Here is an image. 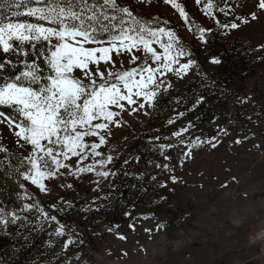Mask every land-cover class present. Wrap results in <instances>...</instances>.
<instances>
[{
	"label": "snow or ice",
	"instance_id": "1",
	"mask_svg": "<svg viewBox=\"0 0 264 264\" xmlns=\"http://www.w3.org/2000/svg\"><path fill=\"white\" fill-rule=\"evenodd\" d=\"M147 2L151 4L152 0ZM194 2L225 38L264 15V0ZM162 3L178 13L182 26L201 45L207 46L209 37L217 34L212 27L190 19L180 0H162ZM220 16L227 22H222ZM248 51L261 53L256 59L264 62V43ZM208 62L221 65L224 61L214 55ZM193 75L199 77L200 85L189 99L177 92V85ZM214 87L217 82L202 72L199 61L170 21L157 16L139 17L121 0H0V173L5 181L11 180L23 193H17L18 200L31 201L11 211L0 207V231L14 240H23L19 248L13 243V250H25L32 233L47 226L51 230L43 247L52 248L56 239L67 238L60 250L53 253L52 260L39 261V264L57 261L60 264H94L83 250L82 236L58 218V213L67 214L73 210V202L60 197L45 208L27 191L25 182L47 195L51 189L46 182L64 177L79 179L91 174L93 191H103L105 183L114 188L110 178L119 173L109 166L119 152L109 145L113 129L130 126L125 115L150 118L161 102L167 100L174 113L167 125L175 128L178 120L207 103L204 90ZM225 93L226 90L222 92ZM238 102L247 103L248 98ZM212 122L215 123V119ZM196 127L190 119L169 135L149 137L150 150L159 152L165 161L154 164L155 168L167 173L166 179L159 184L160 189L174 192L175 188H170L169 183L183 182L175 174L170 150L184 146L179 156L182 167L187 160L195 158V149L205 145L216 149L223 138L231 135L228 125L217 124V134L188 139L190 130ZM5 134L14 137L15 151L4 143ZM249 140L248 135H237L232 143L241 145ZM253 147L264 149V142L254 143ZM139 159L135 157L137 163ZM129 163L130 159L124 160L125 165ZM125 175L142 180L145 174ZM156 179V176L151 177L152 181ZM226 186L221 184L222 188ZM60 187L72 188L73 185L61 184ZM142 190L147 191L143 186ZM111 196L110 191L94 197L79 210L99 212L103 207L100 201ZM166 200V195H158L157 202ZM134 211L133 205L123 213L131 232H136L140 221L155 218V213L134 215ZM33 212L36 213L34 218L30 216ZM9 225L16 226L15 234L8 231ZM122 227L120 223H113L106 225L104 231L120 241H127ZM166 228L163 221L155 225L157 232H165ZM144 232L149 240L153 239V228H144ZM72 246L78 250L68 256ZM141 251L145 249L141 247ZM108 252L111 254L110 249ZM127 255L121 250V258ZM28 264H37V261Z\"/></svg>",
	"mask_w": 264,
	"mask_h": 264
},
{
	"label": "rangeland",
	"instance_id": "2",
	"mask_svg": "<svg viewBox=\"0 0 264 264\" xmlns=\"http://www.w3.org/2000/svg\"><path fill=\"white\" fill-rule=\"evenodd\" d=\"M180 2L185 5L190 19L202 26L212 27L221 42L241 40L252 48L264 43V15L225 38L218 34L219 30L216 29L214 22L202 14L194 0H180ZM239 2L243 3V0ZM121 3H126L139 17L160 16L167 19L183 37L186 45L194 41L200 43L182 26L183 22L178 13L171 6L164 5L162 0H152L151 4L147 0H121ZM220 19L222 22H227L223 16H220ZM207 47L208 45H201L204 50ZM125 67H128L126 61ZM76 74L79 75L78 72ZM191 79L200 81L199 77L193 75L177 85V88ZM244 84L248 94H256L261 109L243 104L245 123L239 128L230 129L231 135L223 138V142L216 149H211L207 145L195 149L193 152L195 158L187 160L182 167L179 166V156L184 146L178 145L177 148L170 150L169 155L173 157L172 164L176 166L175 174L183 181L176 185L169 183L170 188H175L174 192L159 188L160 182L167 177V173L161 169L155 168L151 171V168L138 166L137 162L128 167L122 162L114 161L109 166L119 173L115 178H110L111 183L115 185L114 188L105 183L103 191H93L95 185L91 181L94 177L86 174L79 179L64 177L46 182L51 189L47 195L40 193L36 186L26 182L31 195L45 208L49 204L56 203L60 197L73 202L75 207L72 211L67 214L60 213L61 219H67L72 218L75 212H83L79 209L87 206L94 197L112 192L109 199L100 201L103 205L99 211L101 214L111 201L118 198L123 188L138 183L141 188L143 186L147 189L141 196H130L128 192L129 202L125 211L134 205V215L155 213V218L150 217L148 220L140 221L136 232L127 229L126 219L119 222L124 226L121 231L128 237L127 241H120L104 231L106 225L113 223L101 220L99 212H86L87 219H91L89 231L95 244L90 249L92 256L90 258L94 264H264V253L261 252L259 245L250 243L251 234L264 224V149L253 147L254 143L264 142V65ZM173 115L172 112L164 118L165 129L156 127L154 121L150 120L155 118V113L150 118L143 115L139 117L125 115L130 126L113 129V138L109 147L115 148L119 152L118 156H121L129 146L143 141L141 147L147 154V163L149 161L154 164L164 163L159 152L150 150L151 145L147 141L150 136L169 135L172 130L183 126L191 119L187 114L178 120L173 128L167 125V120ZM249 116L251 120L246 119ZM217 124L225 126L227 122L218 121L214 125L216 130ZM237 135H248L250 140L235 145L232 140ZM197 136L202 139L207 138L204 132L194 128L190 130L188 139ZM125 137L127 140L124 139ZM4 143L11 150H16L14 137L5 134ZM20 151L27 155L26 151ZM104 151L107 152L108 148ZM113 155L115 156L116 152H113ZM125 173L145 175L142 180H137L133 175H125ZM152 176H156V181L151 180ZM69 183L73 185L72 188L60 187L61 184ZM221 184L227 186L222 188ZM159 194L166 195L167 200L157 202ZM35 215V212L30 214L32 218ZM57 215L59 218V213ZM161 221L166 223L165 232L155 230V225ZM148 227L153 228L151 240L144 232V228ZM141 247L145 251H141ZM109 249L111 254L108 252ZM77 250L76 246H72L69 252L73 255ZM121 250L126 251L128 255L121 258Z\"/></svg>",
	"mask_w": 264,
	"mask_h": 264
},
{
	"label": "trees",
	"instance_id": "3",
	"mask_svg": "<svg viewBox=\"0 0 264 264\" xmlns=\"http://www.w3.org/2000/svg\"><path fill=\"white\" fill-rule=\"evenodd\" d=\"M23 10V9H21ZM159 17L161 20L164 18ZM143 18V17H142ZM151 19V18H144ZM171 25V23H170ZM210 43L206 50L201 48L200 43L190 42L187 44L193 53V57L199 61L201 70L207 73L210 80L217 82V87L208 88L204 90V94L208 97L207 103L197 109L194 113L188 114L189 117L196 123L198 130L205 133V136H211L217 133L214 125L218 121H226L230 129H236L245 123V117L243 115V104L254 106L261 109L255 93L248 94L245 89V81L248 78L253 77L258 70L264 65L256 59L257 53H250L249 48H252L249 44L241 40H230L228 42H221L217 38V34L209 37ZM220 56L223 59L221 65L210 64L209 58L211 56ZM200 81L197 79L188 80L181 87L177 88V92L182 93L185 97L191 99L193 93L199 90ZM226 90L225 94H222ZM176 93H173L175 95ZM248 98L247 103H239V100ZM172 107L168 104L167 100H163L159 109L155 112V118L150 119L154 121L156 127L165 129L164 118L166 115L172 113ZM241 107V108H240ZM183 110V109H180ZM200 117V119H195ZM215 119V123L212 120ZM229 121L232 123L229 124ZM150 122V121H149ZM204 136V135H203ZM142 142L129 146L121 156H117L116 163H124L125 159H130V163L127 164L131 167L135 162V157L139 156L138 166L151 168L155 170L154 163H147V154L141 147ZM3 173H0V207H5L6 210L11 211L13 208H19L25 201L18 200L17 193L23 195L18 187L11 181H5ZM27 191L31 193L25 182ZM130 196H141L144 191L140 184L130 185L128 188H123L118 198L110 202V204L99 212V218L108 223H119L125 220L123 213L129 202ZM72 218H60L62 223L69 225L73 230L78 232L85 241L83 250L88 252L90 256V249L94 247L92 235L90 233V218L87 219L86 212H75ZM55 225L52 226L54 228ZM51 229L45 226L44 230L32 233L28 241V247L25 250L15 252L12 248V244L15 243L16 248L20 247L23 242L20 240H14L12 237L6 236L0 231V264H28L29 261H48L52 260L53 253L58 252L67 237H62L55 240V246L52 248L43 247L44 242L49 239L48 232ZM9 232L15 234L16 226L9 225ZM44 253V256L40 254ZM68 256L71 253L68 251ZM63 259V257H61ZM55 264H60L59 261Z\"/></svg>",
	"mask_w": 264,
	"mask_h": 264
},
{
	"label": "built area",
	"instance_id": "4",
	"mask_svg": "<svg viewBox=\"0 0 264 264\" xmlns=\"http://www.w3.org/2000/svg\"><path fill=\"white\" fill-rule=\"evenodd\" d=\"M250 243L258 244L261 252L264 253V224L258 231L251 234Z\"/></svg>",
	"mask_w": 264,
	"mask_h": 264
}]
</instances>
